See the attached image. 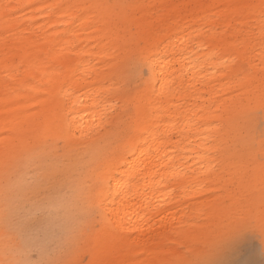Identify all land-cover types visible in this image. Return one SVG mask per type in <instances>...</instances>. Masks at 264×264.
Instances as JSON below:
<instances>
[{
    "label": "bare ground",
    "instance_id": "1",
    "mask_svg": "<svg viewBox=\"0 0 264 264\" xmlns=\"http://www.w3.org/2000/svg\"><path fill=\"white\" fill-rule=\"evenodd\" d=\"M262 4H137L151 74L148 89L136 95L138 126L104 161L102 179L92 189L109 222L100 237L106 254L98 264H188L179 247L194 239L208 246L202 254L192 249L209 264H264L258 254L264 241L243 229L250 219L264 227V212H253L244 195L254 184L250 167L228 148L243 99L234 104L233 95L220 93L236 89L245 98L264 97ZM119 6V0H0V180L20 152L17 144L39 128L69 132L70 143L87 149L107 136L94 129L113 117L96 104L105 100V90L116 94L119 83L116 91L101 89L87 74L94 72L100 84L119 71L117 50L126 52L115 32ZM205 92L207 105L191 103L205 100ZM184 152L196 155L181 162L190 157ZM172 182L181 196L202 197L177 214ZM75 188L71 200L79 203ZM240 230L241 250L226 254Z\"/></svg>",
    "mask_w": 264,
    "mask_h": 264
},
{
    "label": "rangeland",
    "instance_id": "2",
    "mask_svg": "<svg viewBox=\"0 0 264 264\" xmlns=\"http://www.w3.org/2000/svg\"><path fill=\"white\" fill-rule=\"evenodd\" d=\"M119 1L117 20L120 23L115 32L120 35L119 43L126 45L125 53L121 50L123 47L117 50L122 55L119 71L112 77L107 76L100 84L96 83L94 72L87 74L91 83L101 89L116 91L115 87L119 83L120 90L116 94H109L105 90V100L96 104L99 108L105 106L113 117L112 121H104L102 126L94 129L95 132L106 131L107 136L97 139L98 142L87 149L70 143V138L74 137L71 133L46 127L39 128L28 142L17 144L20 152L2 173L1 177L5 180H0V188L4 189H0V264H98L106 254L100 237L104 226L109 224L108 215L92 189L102 179L104 161L114 155L118 146L127 142L138 126L136 115L139 102L136 95L148 89L147 81L151 74L149 63L143 55L147 44L144 31L139 25L137 4L141 0ZM199 1L206 3L208 0ZM151 8L156 9V6ZM212 15L215 16V12ZM36 20H30L31 24ZM0 31L5 33L1 23ZM261 42L254 40L257 45ZM240 92L236 89L227 93L220 92L223 97L233 95L234 104L240 103L237 99L242 97L244 105L238 112L240 117L232 130L234 137L229 140L228 148L250 167L248 181L254 184L244 195L251 199L253 212L258 213L262 211L260 188L264 186V97H257V94L245 98ZM203 94L205 100H192L191 103H196L195 106L207 105L209 94ZM46 105H50V102ZM31 107L36 108L37 105ZM118 117L120 120L115 123ZM187 154L189 159L180 158L181 162L192 161L196 155L194 152H184V155ZM73 186L76 187L79 203L71 200L73 195L70 188ZM177 186L178 182L171 183L174 196H179L180 202L173 209L180 214L181 210L189 209L188 204L199 201L202 196H181L182 192ZM255 218L259 221L258 217ZM199 219L203 220L202 217ZM247 228L257 241H264V227H260L255 220L250 219V223L243 227L244 230ZM242 230L235 234V240L231 242L226 254L241 250L238 248L237 236ZM190 245L179 247L182 254L188 255V264L201 258L194 253L193 245L198 247L200 254L204 248L206 251L209 249L199 239L192 240ZM258 254L264 262V249L260 248ZM200 261L209 264L208 260Z\"/></svg>",
    "mask_w": 264,
    "mask_h": 264
},
{
    "label": "snow or ice",
    "instance_id": "3",
    "mask_svg": "<svg viewBox=\"0 0 264 264\" xmlns=\"http://www.w3.org/2000/svg\"><path fill=\"white\" fill-rule=\"evenodd\" d=\"M262 7H264V4H262ZM262 142H264V134H262ZM260 207L262 212H264V186L260 188ZM192 264H206V262L195 261Z\"/></svg>",
    "mask_w": 264,
    "mask_h": 264
}]
</instances>
